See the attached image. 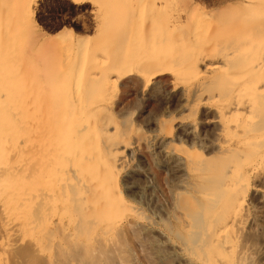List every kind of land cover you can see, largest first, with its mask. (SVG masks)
<instances>
[{
    "label": "rangeland",
    "instance_id": "1",
    "mask_svg": "<svg viewBox=\"0 0 264 264\" xmlns=\"http://www.w3.org/2000/svg\"><path fill=\"white\" fill-rule=\"evenodd\" d=\"M141 1L0 0V128L10 130V136L17 134L11 137L21 142V152L8 146L11 161H57L59 193L68 191L65 203L74 222L71 229L77 225L89 238L107 233L113 239L117 234L113 239L117 252H112L115 258L110 264H177L169 257L165 238L160 243L154 231L138 220L154 219L156 228L168 237L177 232L168 215L171 179L177 173L169 161L176 159L167 151L175 147L189 159L220 156L210 143L213 128L206 124L217 106L215 100L207 101L210 87L235 73H246L250 53L241 52L238 63L229 68V78L224 72L223 77L203 74L200 58L212 62L211 55L225 49L235 35L239 43L250 38L257 45L251 51L254 57L264 43V33L259 36L253 30L264 7L258 0ZM159 1L163 8H156ZM143 3L140 13L137 6ZM174 11L183 18L177 34H171L169 27ZM204 12L212 14L208 33L198 34L211 41L206 51L195 44L190 31ZM233 16L242 20V31L234 26ZM222 19L232 21L225 24ZM253 76L256 81L264 79L263 73ZM147 78L152 85H145ZM182 122L193 123L197 137L181 129ZM121 156L129 161L122 168L117 162ZM248 213L264 256V196L249 200ZM118 252L121 261L115 260ZM14 254L12 263L21 264L31 249L24 246ZM263 256L256 258L258 264H264ZM32 259L33 264L48 261ZM59 261L69 264L62 256Z\"/></svg>",
    "mask_w": 264,
    "mask_h": 264
},
{
    "label": "bare ground",
    "instance_id": "2",
    "mask_svg": "<svg viewBox=\"0 0 264 264\" xmlns=\"http://www.w3.org/2000/svg\"><path fill=\"white\" fill-rule=\"evenodd\" d=\"M140 2L142 1L140 0ZM257 3L264 7V0L261 2L258 0ZM155 4H157L156 8H163L165 5L163 1ZM139 5L137 9L141 13L144 11L145 5L144 3ZM255 5L256 3L252 4V6ZM170 10L173 12V9ZM262 10L263 8L258 13V25L253 29L259 36L264 33V10ZM175 12L171 14V22H169L171 34L178 33V27L181 26L183 20L182 15ZM211 15L209 12L201 13L200 17H196L190 27L195 44L202 51L211 48V41L208 36L201 39L198 35L208 33ZM234 16L231 17L234 26L238 27V31H242L241 29H244L242 20L240 18L235 19ZM222 21L227 24L232 20L227 22L226 19H222ZM237 37L235 35L230 43L225 46V49L223 47V49L218 50V53L211 55L215 56L212 62L208 57L200 58L205 67L204 72L201 70L203 74L216 73L222 74V77L225 74L229 78L232 75L229 68L238 63L237 58L240 59L241 52L250 53L249 60L244 66L246 73H235L226 82H224L226 79L223 78L222 82L210 87L212 96L207 101L215 100L213 103L216 102L217 106L215 109L210 110L209 108L212 116L207 117L206 124L213 128L214 138L211 139L212 142L210 143L215 149L213 150L218 151L220 156L197 159L196 155L194 156L195 159H189L184 155L185 153L174 149L175 147L168 149V155L176 159L169 161V163L173 165L177 173L171 179L174 188H172L171 204L169 213H167L176 222L177 232L172 233L173 237H168L156 228L158 223L154 219L150 218L149 221L141 219L140 216L141 218L138 220L144 222L143 226L146 229L155 232L153 235L159 239L160 243L165 238L166 241L164 242H168L170 246L171 254H169L171 256L169 257L176 259L177 264H258L256 258L263 256L260 248L262 246L258 242L259 237L254 236L251 230L248 202L253 200L256 195L264 196V187L262 186L264 185V169L260 167L264 165V79L256 81L253 76L254 74H264V43L257 50L258 53H254L255 56L252 57L253 52L251 51L257 45L251 44L250 38L239 43ZM242 39L244 38L241 37L239 40ZM262 40L264 42V38H261ZM257 44L259 46V43ZM151 82L152 79L147 78L145 85H152ZM216 92L217 94H215ZM178 125H182L181 129H185L186 132L187 130L190 131L189 134L193 138L197 137L193 123L182 122ZM9 131L0 130V264H15L12 263L13 258H16L14 253L24 246L30 247L31 255L26 254V257L25 255L20 256L21 258L18 257L20 260L23 257L25 258L22 260L25 261L26 259L21 264H33L31 262L33 257L44 258L48 260L49 264H60L59 257L61 260V256L63 261L65 258L69 264L112 263L109 261L113 255L115 258L113 253L117 252L113 241L117 234L114 235L113 239L106 235L107 233L89 238L85 235L82 236L80 230H77V225L71 229L74 222L70 218L69 212L67 213L68 207L66 209L68 191L67 193L66 191H63L62 194L59 193L61 189L58 184L59 175L56 171L58 169L57 161H11L9 159L10 151L13 149V152L15 150L21 152L22 145L21 142L20 144L16 143L15 139L11 137L17 134L10 136ZM198 139L200 140V138L196 140ZM8 146L12 149L10 150ZM36 146L38 148V145ZM36 146L34 145V147ZM133 147L132 145L128 148L132 149ZM244 149H247V152ZM189 154L191 156V153ZM117 162L120 168L129 163L125 156H121ZM80 167L82 166L80 165ZM77 199L79 201L80 198L77 197ZM94 203L97 202L94 201ZM41 205L46 206V209L43 208V212L40 210ZM83 210L81 209V211ZM85 217L83 218L85 219ZM118 228L120 227L118 226ZM57 230H60V236L55 234L58 233ZM78 246L82 251L77 250ZM55 248H58L60 254ZM119 252L116 261H121L123 258ZM17 262L20 261L17 259Z\"/></svg>",
    "mask_w": 264,
    "mask_h": 264
}]
</instances>
